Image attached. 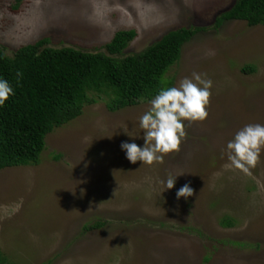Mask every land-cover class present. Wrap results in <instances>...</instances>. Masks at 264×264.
Returning a JSON list of instances; mask_svg holds the SVG:
<instances>
[{
  "label": "rangeland",
  "instance_id": "1",
  "mask_svg": "<svg viewBox=\"0 0 264 264\" xmlns=\"http://www.w3.org/2000/svg\"><path fill=\"white\" fill-rule=\"evenodd\" d=\"M235 0H0V46L98 51L135 31L137 53L169 30L198 27L164 79L212 81L207 117L189 123L162 162L130 163L151 99L116 110L89 92L81 113L46 134L35 164L0 169V252L9 264H264V148L247 173L224 167L226 144L264 125V25L215 17ZM103 50V48L101 49ZM124 131L141 138L128 137ZM178 176L172 189L160 181ZM189 183L193 195L176 199ZM224 217L230 225H222Z\"/></svg>",
  "mask_w": 264,
  "mask_h": 264
},
{
  "label": "trees",
  "instance_id": "2",
  "mask_svg": "<svg viewBox=\"0 0 264 264\" xmlns=\"http://www.w3.org/2000/svg\"><path fill=\"white\" fill-rule=\"evenodd\" d=\"M229 19L264 25V0H235L215 17L213 25ZM198 29L169 30L143 50L128 54L124 49L135 35L132 29L116 31L98 51L47 46L46 37L11 54L0 46V78L14 90L0 107V169L35 164L46 134L77 117L83 105L93 101L89 92L104 93L107 108L116 110L170 87L165 73L178 60L182 44ZM220 223L232 221L224 217ZM0 264H9L1 252Z\"/></svg>",
  "mask_w": 264,
  "mask_h": 264
},
{
  "label": "clouds",
  "instance_id": "3",
  "mask_svg": "<svg viewBox=\"0 0 264 264\" xmlns=\"http://www.w3.org/2000/svg\"><path fill=\"white\" fill-rule=\"evenodd\" d=\"M20 73L17 72V78ZM212 81L202 78L201 74L192 73L191 78L185 77L178 87L161 89L150 101L149 109L139 118V129L142 133L143 144L138 145L135 140L121 141L120 149L125 158L132 164L140 161L151 165L162 162L167 153L178 150L181 140L185 137L184 121H203L207 117L206 105L209 102V89ZM14 95V90L8 80L0 78V107ZM128 137L141 138L124 131ZM264 148V125L246 124L239 129L226 144L225 153L228 164L226 169L235 168L247 173L249 167L258 160L261 149ZM169 175L163 184V192L172 189L178 176ZM193 195L189 183L183 184L176 190L175 196L179 200H187Z\"/></svg>",
  "mask_w": 264,
  "mask_h": 264
}]
</instances>
